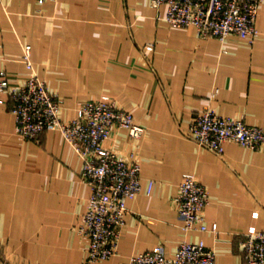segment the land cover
I'll list each match as a JSON object with an SVG mask.
<instances>
[{"label": "crops", "instance_id": "0c3cea01", "mask_svg": "<svg viewBox=\"0 0 264 264\" xmlns=\"http://www.w3.org/2000/svg\"><path fill=\"white\" fill-rule=\"evenodd\" d=\"M165 11L152 0H0V68L13 83L31 73V45L35 72L64 98V120L110 95L146 127L137 144L124 128L105 141L125 156L139 153L142 190L127 201L118 252L89 262L90 239L78 231L91 194L84 159L58 130L21 137L4 94L0 264H125L158 244L172 256L185 238H204L215 264H247L241 242L264 229V149L227 142L219 154L195 142L189 127L213 107L264 128V1L253 43L173 28ZM187 172L207 186L206 222L217 231L182 228L177 197Z\"/></svg>", "mask_w": 264, "mask_h": 264}, {"label": "built area", "instance_id": "2783aa9c", "mask_svg": "<svg viewBox=\"0 0 264 264\" xmlns=\"http://www.w3.org/2000/svg\"><path fill=\"white\" fill-rule=\"evenodd\" d=\"M263 1L152 0V4L166 7L164 18L173 28L195 27L203 38L217 37L224 41L236 35L253 43L260 33L257 18ZM24 60L31 73L22 84L13 83L9 73L0 68V101L5 94L21 137L36 139L45 131L58 130L82 156V176L90 185L91 194L78 231L90 239L89 262L109 259L119 249L127 201L142 190V164L135 148L125 156L107 147L105 141L124 128L132 144H137L146 127L136 121L130 110L117 106L110 95L84 102L74 118L64 120L61 116L64 98L51 91L35 72L31 45L25 47ZM189 135L200 146L219 154L225 152L227 142L264 149L263 127L222 115L213 107L193 117ZM152 186L153 181L149 192ZM177 201L181 226L186 232L218 230L216 224L210 228L206 222L210 194L194 173L184 174ZM241 245L247 264H264V229L246 234ZM216 257V250L204 238L199 241L185 238L172 256L166 253L163 244H158L153 250L131 255L125 264H215Z\"/></svg>", "mask_w": 264, "mask_h": 264}]
</instances>
